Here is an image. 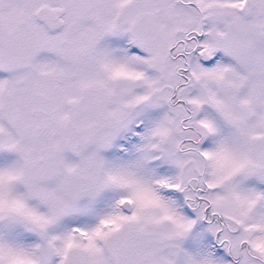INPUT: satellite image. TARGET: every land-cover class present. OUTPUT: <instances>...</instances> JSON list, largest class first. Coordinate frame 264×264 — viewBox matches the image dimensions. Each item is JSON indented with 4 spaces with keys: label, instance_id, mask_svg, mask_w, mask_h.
I'll return each instance as SVG.
<instances>
[{
    "label": "snow or ice",
    "instance_id": "1",
    "mask_svg": "<svg viewBox=\"0 0 264 264\" xmlns=\"http://www.w3.org/2000/svg\"><path fill=\"white\" fill-rule=\"evenodd\" d=\"M0 264H264V0H0Z\"/></svg>",
    "mask_w": 264,
    "mask_h": 264
}]
</instances>
